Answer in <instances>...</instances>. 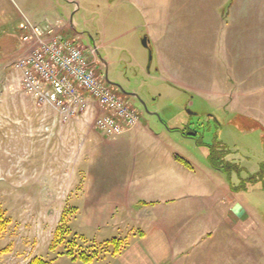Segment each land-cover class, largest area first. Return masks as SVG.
Wrapping results in <instances>:
<instances>
[{
    "label": "rangeland",
    "instance_id": "374dc122",
    "mask_svg": "<svg viewBox=\"0 0 264 264\" xmlns=\"http://www.w3.org/2000/svg\"><path fill=\"white\" fill-rule=\"evenodd\" d=\"M232 1L0 0L4 29L60 27L89 57L94 49L105 85L155 136L142 135L145 147L137 158L183 159L204 195L196 197L197 206L213 208L201 215L227 211V224L207 246L212 259L195 264H264V0L237 4L236 25L238 15L228 19ZM230 39L243 48L232 60L234 72L222 50ZM252 41L255 53L248 49ZM179 84L211 94L189 93ZM23 143L22 126L11 120L0 125V264L35 258L49 264H168L156 257L161 240L138 239V230L148 228L136 224L135 214L83 206L90 196L77 195L59 165L51 170L44 133H36L34 153L17 150ZM213 150L225 151L223 160L240 172L227 177L213 170ZM89 169L83 174L96 172ZM132 209L152 214L141 204ZM230 212L238 220L230 221ZM81 254L91 262H82Z\"/></svg>",
    "mask_w": 264,
    "mask_h": 264
},
{
    "label": "crops",
    "instance_id": "0c3cea01",
    "mask_svg": "<svg viewBox=\"0 0 264 264\" xmlns=\"http://www.w3.org/2000/svg\"><path fill=\"white\" fill-rule=\"evenodd\" d=\"M242 3V0H234L230 4L228 19L232 22L233 17L238 15L233 25L241 21V12L236 5ZM19 33V28L16 32L10 31L4 29L0 22V125L11 120L22 126L24 143L22 148L17 144V150H31L34 153L36 133H44L46 160L50 162L51 170L55 171L53 167L59 165L62 178H69L73 182L71 187H76L77 195L90 196L91 200L89 198L83 206L135 214L138 218L136 224L148 228L138 230V239L161 240L156 257L163 263L195 264L196 259L211 260L207 246L213 241V235L227 224V211L224 210V215L217 217L201 215L203 212L204 215L210 214L213 208L197 206L196 197L204 198L201 186L195 181L191 169L178 160L170 156L150 161L137 158L138 150L145 147L141 141L142 135L155 138L146 122L139 120L119 136L106 138L93 126L96 117L103 114L102 110L64 122L49 105H37V101L24 92L20 72L13 66L24 52ZM251 43L248 49L252 53L257 52L253 41ZM222 46L224 61L228 57L232 65L226 62L225 66L234 72L235 62L232 60L243 48L232 39ZM232 77L238 81L234 73ZM179 86L199 96L211 94L206 88L200 90ZM223 96L221 93V98ZM157 144L164 146L159 141ZM96 157L100 160L95 161ZM84 168L96 172L84 175ZM138 204L152 214L145 216L142 211H133L132 208ZM237 217V212L232 213L230 221L238 220ZM202 241L204 244L200 245Z\"/></svg>",
    "mask_w": 264,
    "mask_h": 264
},
{
    "label": "built area",
    "instance_id": "2783aa9c",
    "mask_svg": "<svg viewBox=\"0 0 264 264\" xmlns=\"http://www.w3.org/2000/svg\"><path fill=\"white\" fill-rule=\"evenodd\" d=\"M19 32L24 52L13 66L24 92L38 104L52 107L64 122L92 113L93 107L102 110L93 126L106 138L136 125V111L95 70L94 49L89 57L60 27L21 24Z\"/></svg>",
    "mask_w": 264,
    "mask_h": 264
},
{
    "label": "trees",
    "instance_id": "16d2710c",
    "mask_svg": "<svg viewBox=\"0 0 264 264\" xmlns=\"http://www.w3.org/2000/svg\"><path fill=\"white\" fill-rule=\"evenodd\" d=\"M187 136L193 137L192 134L187 135ZM224 156H225V151L224 152H222V151L215 152L214 150L211 151L208 155V160H209L211 168L213 170L224 173L225 176H227V177H229L232 172H235L236 174H238L240 172V169L236 166V164L225 162L223 160ZM178 161L182 165L189 167L188 163L186 161H184L183 159H178ZM79 258L82 262L89 263V262H91L92 256L81 254L79 256ZM29 264H49V263L46 261H43L39 258H35Z\"/></svg>",
    "mask_w": 264,
    "mask_h": 264
},
{
    "label": "water",
    "instance_id": "95a60500",
    "mask_svg": "<svg viewBox=\"0 0 264 264\" xmlns=\"http://www.w3.org/2000/svg\"><path fill=\"white\" fill-rule=\"evenodd\" d=\"M105 80H106V76H105ZM111 85L114 86L113 84H111ZM116 87H117L118 89H120V87H118V86H116ZM119 91L122 92V94H124L123 91H122L121 89H120ZM133 96H134V94H133Z\"/></svg>",
    "mask_w": 264,
    "mask_h": 264
}]
</instances>
